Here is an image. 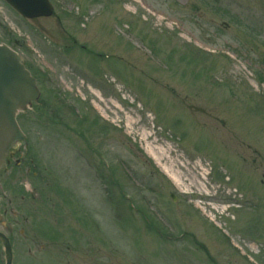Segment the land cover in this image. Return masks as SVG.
Masks as SVG:
<instances>
[{"label": "rangeland", "instance_id": "1", "mask_svg": "<svg viewBox=\"0 0 264 264\" xmlns=\"http://www.w3.org/2000/svg\"><path fill=\"white\" fill-rule=\"evenodd\" d=\"M51 1L59 22L26 20L0 0V43L24 40L34 53L15 48L34 72H52L56 103L62 91L73 117L103 122L115 185L100 188L64 142H38L30 129L43 159L52 158L49 196L60 205L19 209L27 177L3 189L14 204L0 229L13 223L15 263L264 264V0ZM91 88L116 103L114 113L96 109ZM143 131L204 190L177 188Z\"/></svg>", "mask_w": 264, "mask_h": 264}, {"label": "flooded vegetation", "instance_id": "2", "mask_svg": "<svg viewBox=\"0 0 264 264\" xmlns=\"http://www.w3.org/2000/svg\"><path fill=\"white\" fill-rule=\"evenodd\" d=\"M32 73L37 79L41 93L38 101L33 103L31 113L27 112L19 116V123L27 135L28 142L26 146L17 145L13 149L9 156V163L3 170L1 178H4L5 182L2 184V190L0 189L3 201L0 209L2 210L3 208V213L0 212V222L9 213V206L14 204L12 195L8 193L9 190H3L9 188L13 181H23L26 177L29 178L32 175V180L30 181L31 189H29V198L32 202L29 203L26 197L23 196L22 202L18 201V204L19 209L23 210L25 208V211L33 212L38 210L37 206L41 202L44 203L47 200L46 198H41L42 196L40 197V195L44 193V190V194L47 195V192L52 189V183L55 180V170L53 169V164H50L52 158L43 159L45 155L42 151V153L39 151V146L30 137V129L34 131L38 142L45 139L49 142H56L57 139L60 142H64L67 148L80 156L81 168L84 164L87 166L86 159L89 154L91 156L90 161H94L92 158L96 159V164L91 165V168L96 173H103V166L98 161V159L103 157V147L104 145L106 146V144H102L104 142L103 122L99 118L94 121L96 119L94 116H90L87 120H78V117H73L71 108L69 111L67 110L66 104L61 103L58 105L55 101L56 96L54 99L50 87L49 76H53V74L49 69L42 66L41 70L33 71ZM14 169L17 170L15 173ZM4 192L6 194L3 195ZM18 216L21 221H28V218L22 217V214H18ZM3 227L6 229L3 231L11 233L13 223L12 225L6 223ZM20 232L22 235L25 234L24 229H21Z\"/></svg>", "mask_w": 264, "mask_h": 264}, {"label": "water", "instance_id": "3", "mask_svg": "<svg viewBox=\"0 0 264 264\" xmlns=\"http://www.w3.org/2000/svg\"><path fill=\"white\" fill-rule=\"evenodd\" d=\"M27 17L51 15L48 0H7ZM39 94L35 79L22 62V58L7 45H0V170L6 163L10 148L25 136L16 116L27 108L28 102ZM5 244L6 262L12 264L13 250L9 239L0 232Z\"/></svg>", "mask_w": 264, "mask_h": 264}, {"label": "bare ground", "instance_id": "4", "mask_svg": "<svg viewBox=\"0 0 264 264\" xmlns=\"http://www.w3.org/2000/svg\"><path fill=\"white\" fill-rule=\"evenodd\" d=\"M91 89L94 95L93 105L96 107V109L103 115H106L107 109L108 111H111V114L114 113L116 103L112 99H103L101 93H99L98 90L93 88ZM127 124L128 126H131L132 122L127 120ZM139 136L143 141L146 142L145 147L148 154L155 159L157 165L172 180L177 188L184 190L185 192H190L193 187H196L199 191L204 190L203 183L197 181L196 177L189 175L190 170L187 169V167L179 160V158H173L170 156L172 149L169 146H153V144L147 143L150 134L146 131L140 133Z\"/></svg>", "mask_w": 264, "mask_h": 264}]
</instances>
